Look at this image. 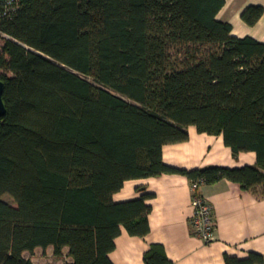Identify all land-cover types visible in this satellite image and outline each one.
<instances>
[{
	"label": "trees",
	"instance_id": "obj_1",
	"mask_svg": "<svg viewBox=\"0 0 264 264\" xmlns=\"http://www.w3.org/2000/svg\"><path fill=\"white\" fill-rule=\"evenodd\" d=\"M225 0H0V264L53 248L68 264H113L124 228L144 237L150 198L115 203L129 180L179 174L195 193L221 180L264 197V43L217 20ZM249 6L241 19L263 15ZM222 136L255 166L190 171L163 146L187 128ZM9 196L15 206L3 200ZM145 264H171L151 245ZM225 264L264 257L225 255Z\"/></svg>",
	"mask_w": 264,
	"mask_h": 264
},
{
	"label": "crops",
	"instance_id": "obj_2",
	"mask_svg": "<svg viewBox=\"0 0 264 264\" xmlns=\"http://www.w3.org/2000/svg\"><path fill=\"white\" fill-rule=\"evenodd\" d=\"M249 6H261L264 10V0H225L217 20L231 24L234 37H251L264 43V11L252 26L241 19L242 12ZM187 132L186 141L163 146L165 165L187 171L209 166L241 168L256 165L254 152H241L235 157L225 146L222 136L201 134L194 126H189ZM196 193L212 207L214 240L208 244L194 236L191 229L195 189L187 177L163 174L126 181L113 195V201L129 202L149 194L146 204L151 207L150 231L144 237H135L122 228L114 241V250L109 253L110 261L113 264H145L144 254L153 244L163 246L171 264H225V255L244 259L250 253L264 257V197L260 187L245 191L237 183L221 180L211 185L201 184ZM67 254L68 248H64L62 256L55 257L53 248L48 247L44 251L37 249L26 257H30L33 264L39 257L52 264L60 260L68 264L71 258Z\"/></svg>",
	"mask_w": 264,
	"mask_h": 264
},
{
	"label": "built area",
	"instance_id": "obj_3",
	"mask_svg": "<svg viewBox=\"0 0 264 264\" xmlns=\"http://www.w3.org/2000/svg\"><path fill=\"white\" fill-rule=\"evenodd\" d=\"M194 212L190 221L193 235L208 244L214 240L212 207L201 195L193 197Z\"/></svg>",
	"mask_w": 264,
	"mask_h": 264
},
{
	"label": "rangeland",
	"instance_id": "obj_4",
	"mask_svg": "<svg viewBox=\"0 0 264 264\" xmlns=\"http://www.w3.org/2000/svg\"><path fill=\"white\" fill-rule=\"evenodd\" d=\"M4 35H0V51H1V47H2V45H3V39H4ZM3 200L5 201V202H7V203H9L10 205H12V206H15V204H14V201L12 200V198L11 197H9V196H4L3 197ZM38 258V257H37ZM40 257L38 258V260L35 262L36 264H52V262H50V260H46V259H40ZM53 263L54 264H63V260L61 261L60 260V262L58 263H56L55 261H53Z\"/></svg>",
	"mask_w": 264,
	"mask_h": 264
},
{
	"label": "water",
	"instance_id": "obj_5",
	"mask_svg": "<svg viewBox=\"0 0 264 264\" xmlns=\"http://www.w3.org/2000/svg\"><path fill=\"white\" fill-rule=\"evenodd\" d=\"M3 91H4V83L3 81L0 80V120L6 114V107L3 101Z\"/></svg>",
	"mask_w": 264,
	"mask_h": 264
}]
</instances>
